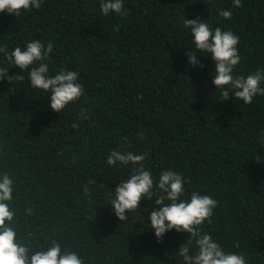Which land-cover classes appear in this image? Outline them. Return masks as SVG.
<instances>
[{
  "label": "trees",
  "instance_id": "obj_1",
  "mask_svg": "<svg viewBox=\"0 0 264 264\" xmlns=\"http://www.w3.org/2000/svg\"><path fill=\"white\" fill-rule=\"evenodd\" d=\"M100 3L43 0L16 17L0 13V46L11 52L33 39L51 42L49 74L76 71L84 86L57 113L27 72L23 83L0 82V173L16 183L19 238L34 248L55 239L85 264H183L178 249L189 235L173 229L158 241L150 229L158 193L127 221L108 204L136 166H109L107 157L131 151L147 154L144 167L156 179L167 169L181 173L183 199L196 191L217 200L202 232L226 252L244 254L247 264H264V95L244 104L230 92L225 101L208 53L198 52L202 69L188 64L186 53L197 50L183 26L199 18L239 36L234 75L246 77L264 69V0H241L240 7L233 0H124L123 16H104ZM11 66L0 53V67L20 73ZM81 109L87 120L77 118ZM91 177L105 188L86 194Z\"/></svg>",
  "mask_w": 264,
  "mask_h": 264
},
{
  "label": "clouds",
  "instance_id": "obj_2",
  "mask_svg": "<svg viewBox=\"0 0 264 264\" xmlns=\"http://www.w3.org/2000/svg\"><path fill=\"white\" fill-rule=\"evenodd\" d=\"M42 2L43 0H0V13L6 12L16 17L22 11L40 9ZM233 4L240 7L241 0H233ZM100 11L104 16L110 13L121 16L127 14L124 0H101ZM219 14L225 19H231L233 13L230 10H222ZM183 26L190 29L197 50L191 54L186 53L188 64L202 69L204 65L197 59L198 52L208 53L207 56L215 63L212 83L221 90L225 101L230 100V92H234L235 98L244 104H251L258 94L264 95V87L261 86L264 83V69L246 77L234 75V68L241 61L237 48L239 36L230 30L213 28L199 18H185ZM53 50L51 42L45 45L37 39L28 42L26 47H16L11 52L7 45L0 46V53L5 55L12 66L20 69L19 74L9 75L10 67H0V82L7 81L15 85L23 83L26 81L24 73L27 72V81L31 87L48 93L51 110L61 113L67 105L78 101L84 95V86L79 82V74L76 71L61 69L54 75L49 74L47 62ZM77 118L87 120L86 110L81 109ZM72 127L75 129L79 125L73 123ZM124 139L127 141L126 137ZM261 141L264 142V135ZM146 155L112 150L107 157L109 166H115L117 163H131L136 166L128 179L120 181L115 189H112L108 204L112 205L119 221H127L130 212H137L142 199L151 200L158 193L155 198L157 209L150 214V229L154 231L158 241L173 229L189 235L187 242L178 249L183 264H247L244 254L226 252L209 233L201 230L205 221L211 223L210 218L217 207V200L196 191L191 192L188 199H183L187 181L182 174L167 169L160 172L158 179L154 178L151 171L144 167ZM92 186L105 188L91 177L84 185V192L89 193ZM15 190L14 178L7 172L0 173V264H85L77 252L65 248L55 239L44 246L34 248L29 241L19 238L15 226L17 212L12 206ZM26 212L31 213V209H26Z\"/></svg>",
  "mask_w": 264,
  "mask_h": 264
}]
</instances>
